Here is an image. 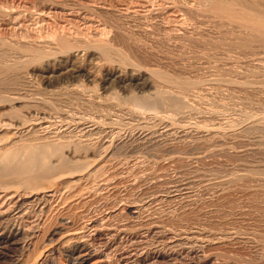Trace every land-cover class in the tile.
I'll return each mask as SVG.
<instances>
[{
  "label": "bare ground",
  "instance_id": "bare-ground-1",
  "mask_svg": "<svg viewBox=\"0 0 264 264\" xmlns=\"http://www.w3.org/2000/svg\"><path fill=\"white\" fill-rule=\"evenodd\" d=\"M128 120L138 121L137 132L150 140L194 131L210 144L246 135L264 147V0H0V240L20 236L21 249H28L43 216L68 201L55 189L57 181L68 189L74 177L97 183L107 158L122 163L115 154L128 145L121 134ZM150 145L149 153L155 151ZM30 218L36 225L24 227ZM98 228L57 241L62 232L52 231L35 263L45 264L61 249L67 264H83L104 240ZM163 231L157 239L170 237Z\"/></svg>",
  "mask_w": 264,
  "mask_h": 264
},
{
  "label": "rangeland",
  "instance_id": "rangeland-1",
  "mask_svg": "<svg viewBox=\"0 0 264 264\" xmlns=\"http://www.w3.org/2000/svg\"><path fill=\"white\" fill-rule=\"evenodd\" d=\"M28 25L29 27L33 28V26H31V23ZM10 26H13V27L17 26V28L19 27L17 24H13V23H11ZM231 116H234V115H231ZM130 121L132 123L135 122L134 124L136 126H134V124L130 125L132 124L130 123ZM127 124H129L130 127L127 126ZM137 126L141 127L138 121L136 122V121L128 120V123L126 122L125 129L121 132V134L122 136H124V138L122 137L123 139L126 138L125 140L126 141L128 140L127 141L128 145L124 149H122L120 152L115 154L117 158H118V155H121L119 157L122 163L119 164L118 163L119 158L115 159L114 156H113L114 158L111 157L112 159L107 158L109 160H105L106 162H104L106 163L104 164L106 168L105 175L103 176L104 179L96 180V181H99L97 183H100V185L97 186L96 185L97 183L94 180H78V178L74 177L72 178L74 179L73 183H76V184L72 189H68L64 187L65 184L62 181L61 182H59L60 180L57 181L56 183L57 188L55 186V189L58 191V194L62 193L64 196H67L68 201L65 203V205L63 206L60 205L59 207H57L56 208L57 210L56 209L53 211L51 210L48 213H46L47 215L45 214L43 216V218L39 221L40 229L38 230L39 231L38 235L34 237H28V239L31 240L34 244V245H31L30 247H26L28 249H24V248H23L24 250L21 249L24 246V245H21V244H24V239L22 237L20 236L15 237L11 235L9 236V234H6L5 237H3V239L0 240L2 241L0 242V264H13L17 258L23 259L22 264L23 263L28 264V262L29 264H36L35 262L37 261L38 257L41 254L43 243L44 241H46L45 243L49 241L47 237L50 236L52 231L57 230L59 228V232H62L61 234H58L56 236L55 239L57 241L61 236L68 235L67 234L68 232L74 233L78 231V232H83L87 234L94 233L95 230L98 228V226H99L98 229L101 228L100 231L103 232V234L104 233L108 234V235L104 234L103 241L106 244H104L103 241H101V243L97 242L98 244L96 243L94 245V249L96 248L95 249L96 252H94V254H92V256H90L89 259H87V261L84 262L83 264H189V263L190 264H255L257 263V261L259 262L257 264L264 263V238H263L264 237V147L263 145L261 146V144H259L260 147L258 146V143H260L258 142L259 140L257 139L258 141H255L256 139L253 136H251L252 139L254 140L251 141L250 139L249 141L248 140L249 136L235 135V138L238 136H240V138L238 137L237 138L238 140H237L234 138V136L232 138H230L231 136H228L227 138L225 137L226 140H224V138L214 139V141L215 140L216 141L210 144L211 141L209 140L207 141L206 139L202 138L200 134H199L200 136L199 137L197 132L192 131L189 133L190 136L189 135L187 136L178 135L177 136L175 134L159 135V139L162 141L161 143L157 137L151 138L152 140H150V138H146V136L144 135L141 136L142 134L140 132H137V128H138ZM135 127L136 129L133 130L132 128H135ZM133 131L136 136L134 134L131 135ZM137 134H139L138 135L139 137L137 136ZM129 135H131V137ZM193 135L197 137L198 139L194 140ZM136 137L138 138V140H136L135 142L134 139H136ZM163 137H166V138H163ZM176 137H178L177 139L179 140L175 139ZM190 138L191 140H188ZM228 138H230V140ZM233 139H235L236 141L235 140L233 141ZM148 140L150 141V143L148 142ZM197 140L199 142H197ZM188 141L189 142L196 141V142L188 143ZM141 142L143 146L140 145ZM143 142H145V144L147 142L148 143L145 145ZM156 142L158 144L161 143L162 146H160L161 144L158 145ZM166 142H167V145H166ZM171 142L173 143V146H175L173 147V149L171 148L172 146L171 147L169 146V145H172ZM175 142H177V144H179L180 146L176 145ZM130 143H132V145ZM151 143H152L151 150L155 149V151L153 150L151 151V153H149L150 151L149 147H151L150 145ZM163 143H165L164 146H163ZM207 143L208 145L210 144L211 147H208ZM221 143L222 144L225 143L223 144V146L229 145V144L230 145L228 147L226 146L221 147ZM214 144H215L214 146L215 149H213ZM138 145L140 147H138ZM190 145H192L193 148ZM134 146L135 148L138 147L139 149L137 148L135 150ZM153 146H156V147L154 148ZM167 146L169 149L165 148ZM256 146L258 148H256ZM251 147H253L254 149ZM130 148L132 149L134 148L133 150L131 149L132 150L131 152H134V153H131V154L129 153ZM156 148L161 151L160 152L159 150L156 151ZM218 148L220 150L222 148L223 151H219ZM128 149H129V152H128ZM187 150L190 152V154ZM136 151H138V153ZM207 154L209 155L211 154V155L209 156ZM150 155H152V157L154 156L153 159ZM143 156L145 159L147 157V159L145 160ZM113 159L116 161H114ZM170 160L172 163L170 162ZM114 162L116 164H114ZM109 163H111L110 166H109ZM117 163L120 166L117 167L116 166ZM109 167L111 168L108 169ZM108 171H111V172H108ZM109 176H110V180H107ZM114 178H116V180ZM100 180L101 181L104 180L105 184H103L104 182H101ZM92 185H93V189H92ZM136 186L139 188H137ZM82 189L83 190L85 189L84 190L85 193L84 191H81L82 193H80V190ZM77 192H79L80 194ZM128 205H131V206H128ZM133 205H134L135 212L133 209ZM152 214L154 215L152 216ZM128 217L129 219H127ZM64 219H66L68 223H66L67 221ZM33 224L36 225L34 223V218H30L28 219V221L25 220V222H23L24 227L27 225L33 226ZM93 224L96 225L97 227L96 226L94 227ZM86 226H87V230H86ZM153 229H154V232L151 231ZM161 229L165 230V232L162 230L163 233H168L170 235L168 239H165V240L157 239L156 235L162 232L160 231ZM157 231L159 232L155 234ZM108 232L110 234L113 232V234L110 235ZM129 232H131V235ZM149 233L152 234L153 236L150 235ZM41 236H43L42 237L43 239L41 238ZM196 236L198 237V239ZM130 237L131 239H129ZM148 237H152V239ZM202 237L203 238L205 237V238L203 239ZM224 237H225V240H224ZM36 238H38V241ZM114 239H115V242H113ZM118 239H120L121 241ZM169 239L170 241H168ZM13 243H16V244H13ZM187 244L188 245L192 244V246L189 247ZM26 250L28 251L26 252ZM128 252H130L131 254ZM23 254H24V257H23ZM53 254L54 255H51L45 264H55V263L67 264L68 263V255L65 252H63V250L61 249H59L58 251L56 250ZM196 255L197 257H195ZM237 255L238 257H236ZM120 256L122 258H120ZM261 256H262V259H260ZM52 257H54V259ZM24 258H27L26 262H25L26 259Z\"/></svg>",
  "mask_w": 264,
  "mask_h": 264
}]
</instances>
